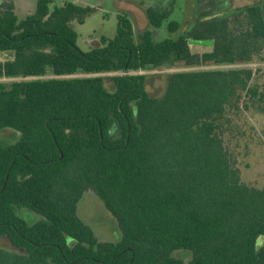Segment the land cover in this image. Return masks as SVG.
Returning a JSON list of instances; mask_svg holds the SVG:
<instances>
[{"label":"trees","instance_id":"16d2710c","mask_svg":"<svg viewBox=\"0 0 264 264\" xmlns=\"http://www.w3.org/2000/svg\"><path fill=\"white\" fill-rule=\"evenodd\" d=\"M53 2L25 18L0 4V78L31 77L0 82V134H17L0 137V264H264V187L243 179L237 152L246 113L264 116V84L253 67L203 68L264 61V0H195L186 30L165 24L177 0L156 1L148 28L121 12L87 51L75 24L97 7ZM191 38L214 43L194 52ZM178 66L192 69L149 90L141 71ZM89 190L118 241L79 217Z\"/></svg>","mask_w":264,"mask_h":264},{"label":"rangeland","instance_id":"374dc122","mask_svg":"<svg viewBox=\"0 0 264 264\" xmlns=\"http://www.w3.org/2000/svg\"><path fill=\"white\" fill-rule=\"evenodd\" d=\"M3 0H0V4ZM17 5V13L20 18H25L28 14L34 12L37 0H14ZM65 1H75L83 5L97 7V10L91 13L85 23L75 24V28L79 34L78 44L87 51L94 45L99 43L100 37H114L117 31L118 14L127 11L135 24L137 31H141L149 27L148 19L145 14V6L156 1L162 0H142L144 5L140 4L141 0H54L50 4L51 8L56 5H62ZM258 0H231V7L245 6L255 3ZM178 20L183 23V30H186L196 19L195 0H177L175 10L171 16L165 21ZM169 35L166 30L158 31L157 38H163ZM191 48L194 52H204L211 49L209 45L193 44ZM7 57L1 53L0 59ZM233 66H248L259 69L258 81L264 84V61H256L247 64L237 65H211L203 68H226ZM197 68V67H194ZM184 69H192L191 67H164L157 69H149L141 71L149 74L148 88L155 94H162L166 87L167 73ZM87 74H73L71 76H85ZM43 78L53 77L52 74L42 76ZM31 77L18 78H0V82L13 80H27ZM242 129L247 132L239 142L237 152L239 153V165L242 170L243 179L259 187H264V116L248 111L242 120ZM16 133L10 129L1 132L0 137L3 140L13 141ZM22 213L30 220H37L41 215L23 210ZM78 215L89 224L98 238L103 241H118L122 237L121 229L115 216L106 208L104 202L93 191H86L78 204ZM262 238L259 239L261 243ZM0 243L9 245L5 238H0ZM180 256L190 259L191 255L186 252H180Z\"/></svg>","mask_w":264,"mask_h":264},{"label":"water","instance_id":"95a60500","mask_svg":"<svg viewBox=\"0 0 264 264\" xmlns=\"http://www.w3.org/2000/svg\"><path fill=\"white\" fill-rule=\"evenodd\" d=\"M214 43L213 40L211 39H195V38H191L189 39V44L193 45V44H203V45H209L212 46ZM13 53V52H12ZM12 57V56H11Z\"/></svg>","mask_w":264,"mask_h":264}]
</instances>
